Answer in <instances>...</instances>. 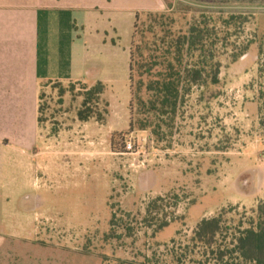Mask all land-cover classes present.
<instances>
[{"label":"rangeland","instance_id":"1","mask_svg":"<svg viewBox=\"0 0 264 264\" xmlns=\"http://www.w3.org/2000/svg\"><path fill=\"white\" fill-rule=\"evenodd\" d=\"M162 1L164 10L153 13L171 12L183 31L201 16L242 18L219 47V84L193 87L175 114L139 112L135 103L131 108L127 65L124 81L109 87L96 107L107 110L105 120L87 124L77 112L93 86L44 83L39 133L46 137L37 141L45 154L37 160V178L27 197L0 212L8 218L20 212L16 219L28 224L22 227L27 234L21 242L0 241V264H106L104 259L144 257L169 263L172 255L184 254L188 263L202 259L191 239L203 219L221 216L227 238L256 217L264 202V130L256 99L264 0ZM130 42L124 35L123 43ZM248 42L247 54L234 62L233 54ZM128 142L133 153L125 150ZM159 197L166 199L164 209L148 227L147 207ZM164 214L175 221L154 233Z\"/></svg>","mask_w":264,"mask_h":264},{"label":"crops","instance_id":"2","mask_svg":"<svg viewBox=\"0 0 264 264\" xmlns=\"http://www.w3.org/2000/svg\"><path fill=\"white\" fill-rule=\"evenodd\" d=\"M132 2L0 0V212L31 193L37 160L45 154L37 141L38 135L46 137L39 133L41 86L102 83L106 92L124 81L127 65L129 82L135 16L164 10L162 0L138 7ZM124 35L131 36L129 45L123 43ZM50 143L45 141V150ZM17 216L21 213L10 218L0 213V241L23 240L27 231L22 227L28 224Z\"/></svg>","mask_w":264,"mask_h":264},{"label":"trees","instance_id":"3","mask_svg":"<svg viewBox=\"0 0 264 264\" xmlns=\"http://www.w3.org/2000/svg\"><path fill=\"white\" fill-rule=\"evenodd\" d=\"M144 16V18H142ZM242 23V18H212L201 16L193 20L187 30L177 26V21L170 13L147 12L137 14L132 34L130 51L129 83L132 92V104L139 112L155 113L160 116L175 114L183 96L189 94L195 86L219 84L220 63L216 61L220 45L229 40V30ZM220 24V28L218 25ZM252 43L248 42L240 54H233L235 62L247 54ZM258 91L257 103L261 113L260 126L264 130V46L258 54ZM59 83V82H58ZM84 83V82H78ZM105 86L97 83L84 95L82 108L77 112L81 123L96 120L102 123L107 110L99 111ZM144 96H147L146 99ZM95 103V108L92 107ZM107 106V105H106ZM41 108L39 106V124ZM177 199V196H174ZM165 198L152 201L146 210L143 223L153 227L155 215L164 207ZM172 207L176 208L177 203ZM256 217L248 227L238 230L230 237L226 233L221 216L203 219L196 227L191 243L202 252L201 260H190L186 254L172 255L160 262L155 257H144L142 262L104 259L106 264H264V202L259 204ZM115 214L111 221L114 227ZM164 214V219L155 225L154 233L168 228L174 222ZM128 231H131L128 228ZM112 238V236H109ZM222 238V239H221ZM229 241V242H227ZM193 253V252H191Z\"/></svg>","mask_w":264,"mask_h":264},{"label":"built area","instance_id":"4","mask_svg":"<svg viewBox=\"0 0 264 264\" xmlns=\"http://www.w3.org/2000/svg\"><path fill=\"white\" fill-rule=\"evenodd\" d=\"M125 150L127 153H133L135 151V146L132 142L126 143Z\"/></svg>","mask_w":264,"mask_h":264}]
</instances>
